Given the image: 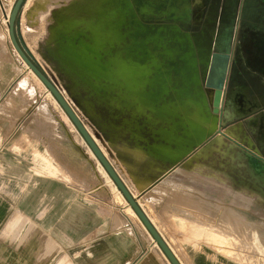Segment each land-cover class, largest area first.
<instances>
[{
	"label": "crops",
	"instance_id": "0c3cea01",
	"mask_svg": "<svg viewBox=\"0 0 264 264\" xmlns=\"http://www.w3.org/2000/svg\"><path fill=\"white\" fill-rule=\"evenodd\" d=\"M2 16L0 11V264H171L140 219L131 215L134 210L125 198L119 202L111 192L99 195L93 179L98 167L84 149L83 137L74 135L64 119L51 118L54 105L33 102V78L19 63ZM230 96L233 113L260 100L242 82ZM234 125L244 126L242 121ZM227 129L218 128L213 137L223 135L235 146L242 179L209 165L204 157L209 145L177 162L166 153L134 154L122 148L125 173L116 171L181 264L253 262L251 251L237 260L230 249L205 242L225 244L237 237L221 225L217 231L210 228L226 223L214 209L227 204L210 199V176L218 182L228 176L235 190L264 194V180L257 179L246 156L254 148ZM102 184H107L104 177Z\"/></svg>",
	"mask_w": 264,
	"mask_h": 264
},
{
	"label": "rangeland",
	"instance_id": "374dc122",
	"mask_svg": "<svg viewBox=\"0 0 264 264\" xmlns=\"http://www.w3.org/2000/svg\"><path fill=\"white\" fill-rule=\"evenodd\" d=\"M16 1L0 0L4 23H8ZM162 1L26 0L18 18V38L26 44L40 68L57 85L121 175L125 173L126 166L122 151L124 147L134 154L166 153L176 158L177 162L200 144L206 134L219 128V118L206 106V101L212 99V93H204L218 11L209 19L214 26L195 36V41V37H182L174 29H149L152 25L164 24V21L155 14L141 16L138 12L151 10L169 17H177L179 11L186 14L187 10L181 8L186 0ZM174 7L176 11H172ZM138 19L148 28L135 22ZM169 23L179 24L178 21ZM180 29L185 32L187 30L182 26ZM196 48L200 53L202 72L194 64L197 59ZM84 50L91 56L94 54L93 58L96 55L98 64L104 66L106 74H97L96 68L82 60L81 53H85ZM18 57L19 63L33 78V102L54 105L56 112L50 113L51 118L64 119L72 133L81 136L43 82ZM227 133L248 141L241 126L234 125ZM214 138H207L200 147L209 145L204 154L209 165L219 166L232 177L242 179L235 167V157L238 156L235 146L228 145L223 135ZM81 143L97 164L98 175H94L93 179L99 184L95 185L98 193L102 191V195H99L105 197L107 192H111L117 201H124L117 185L83 138ZM101 177L106 179V186L101 185ZM258 178L264 180V172ZM219 181L213 176L209 177L210 199L225 200L227 204L216 207L214 214L220 211L226 223H214L210 228L217 231L221 225L227 232L234 231L237 237L219 245L211 240L205 242L217 248L230 249L228 254L237 257V260L241 259V255L253 252V262L246 258L242 261L247 264H264V194L261 191L246 194L235 190L228 176L225 181ZM219 187L222 192L218 190ZM231 204L241 205L238 210L242 213ZM148 209L156 220L154 209ZM130 213L138 217L131 210ZM171 242L175 244V241ZM173 246L176 248V245ZM253 249H257L258 255Z\"/></svg>",
	"mask_w": 264,
	"mask_h": 264
},
{
	"label": "water",
	"instance_id": "95a60500",
	"mask_svg": "<svg viewBox=\"0 0 264 264\" xmlns=\"http://www.w3.org/2000/svg\"><path fill=\"white\" fill-rule=\"evenodd\" d=\"M25 1L26 0L16 1L15 6L11 11L8 19L10 40L13 47L15 48V50L17 51L18 55L23 60V62L28 66V68H30L36 74V76L43 82L46 88L51 92L53 97L57 100L63 111L66 113V115L69 117L71 122L74 124L80 135L83 137L84 141L87 143L91 151L94 153L95 157L99 160V162L104 167L108 175L117 185L118 189L123 194L128 204L132 207L136 215L139 217L141 222L144 224L148 232L153 237L154 241L164 252V254L169 259L171 264H181L178 261V259L175 257L174 253L172 252L171 248L168 246L166 241L162 238L160 233L154 227V225L152 224V222L150 221L149 217L146 215L144 210L140 207L135 197L131 194V192L129 191V189L121 179L120 175L116 171L113 164L109 161V159L107 158L101 147L98 145V143L93 138V136L89 133V131L87 130V128L85 127V125L83 124V122L81 121L75 110L73 109V107L69 104L65 96L60 91V89L52 81V79L33 62V60L28 54L29 50L25 45L21 44L17 35L16 28H17L19 15L21 13ZM162 2L166 3L168 2V0H163ZM162 2H160V4ZM149 3L155 4L153 2H149ZM239 4H240V0H227V3L224 4L223 11H226L227 16L230 17V20L229 22H227L226 27H224L223 29L220 45L219 46L217 44L215 45V55L211 65V73L216 68L215 67L217 66L216 64L220 66V69L214 78H212L210 75L207 77V80L204 81V87H205L204 93L208 95V90L210 89L214 90L212 94L213 99L210 102L207 100L206 106L208 109H210V111L214 116H217L219 118L218 121L219 130L222 131L224 126H228V129H231L236 121L243 122L244 124L243 130L246 133L248 143L250 144L249 146L253 147L255 150L251 152L247 151L246 156L248 157L252 167H254V170L259 175L260 173L264 172V105H256L255 107L253 106V104L247 105L244 111L236 110L235 111L236 114H235L231 110L232 101H231V96L227 89L228 69H229L231 54L233 50V39L235 33L237 12L239 10ZM181 8L187 10L186 14L183 13L184 11L183 12L179 11L177 17H169L164 13L153 12L151 10L146 11L145 13H141V12L138 13L141 16L155 14L157 18H160L164 21V24L152 25V27H149V29L157 28V27L160 28L166 27L169 29H174L177 32L181 33L182 37L184 36L190 37L188 34L183 33L177 24L169 23V21L183 22L189 17V11H190L189 0H186L185 3L181 5ZM135 22H140V24L147 27L140 19H138ZM195 41H196V37H195ZM166 50H168V48L165 49V51ZM196 50L197 53L195 54V56H197V59L194 60V64L197 65L202 72V64L200 63V53L197 48ZM256 127L258 130L255 129ZM213 134L214 131L207 134V138L212 137ZM207 138L204 136V140L192 150L204 144Z\"/></svg>",
	"mask_w": 264,
	"mask_h": 264
},
{
	"label": "flooded vegetation",
	"instance_id": "af4514ba",
	"mask_svg": "<svg viewBox=\"0 0 264 264\" xmlns=\"http://www.w3.org/2000/svg\"><path fill=\"white\" fill-rule=\"evenodd\" d=\"M190 3L193 5L190 6ZM222 5V0H189V17L177 25L186 27V32H182L191 38L201 35L214 26L209 21L210 16L215 15L216 11L219 14ZM238 82L258 94L260 100L253 103L254 107L264 105V0H240L228 69L229 94Z\"/></svg>",
	"mask_w": 264,
	"mask_h": 264
},
{
	"label": "bare ground",
	"instance_id": "6f19581e",
	"mask_svg": "<svg viewBox=\"0 0 264 264\" xmlns=\"http://www.w3.org/2000/svg\"><path fill=\"white\" fill-rule=\"evenodd\" d=\"M137 1V0H136ZM139 3H140V1H139ZM225 3H227V0H222V6H221V8H220V11H219V14H218V20H217V25H216V32H215V35H214V39H213V50H212V55H211V61H210V66H209V69H208V73H207V75H206V79H205V81L207 80V77L208 76H210L211 75V77L212 78H214L215 76H216V74L218 73V71H219V69H220V66L218 65V64H216L217 66H215L216 68L213 70V72L211 73V65H212V62H213V60H214V55H215V45L217 44L218 46L220 45V43H221V39H222V33H223V29H224V27H226V24H227V22H229V20H230V17L229 16H227V13H226V11H223V7H224V4ZM149 4H151V3H149ZM139 5V4H138ZM141 5H139V7H140ZM143 7V6H142ZM162 8V7H161ZM160 8V9H161ZM140 9H142V8H140ZM147 9V8H146ZM149 9V8H148ZM167 9V8H166ZM172 11H176V7H174L173 9H172ZM225 17V18H224ZM86 48H87V45H86ZM81 49V48H80ZM89 49V48H88ZM96 50V49H95ZM95 50H94V53H95ZM93 51V50H92ZM81 52H83V51H81ZM84 52H85V50H84ZM87 52V51H86ZM81 53V57H82V60L83 61H85L89 66H92V67H94V68H96V70H97V74H102V73H107V71H106V69L104 68V66L102 65V66H100L99 64H98V60H97V57H96V55L94 56V58L96 57V61L94 60V58L91 56V55H89V54H87V53ZM88 53H90V52H88ZM97 53V52H96ZM95 53V54H96ZM91 54V53H90ZM100 61V60H99ZM100 64H102V62L100 63ZM110 65V64H109ZM121 66V65H120ZM124 66V65H123ZM122 66V67H123ZM120 68V67H119ZM30 69V68H29ZM31 70V69H30ZM116 70V69H115ZM123 70V69H122ZM121 70V71H122ZM120 71V70H119ZM125 71V70H124ZM110 72V71H109ZM126 73V72H125ZM122 74V73H121ZM124 74V73H123ZM36 75V74H35ZM110 75V74H109ZM213 91L214 90H208V92H211L212 94H213ZM51 93V92H50ZM235 97V96H234ZM212 99H213V95H212ZM212 99H211V101H212ZM57 101V100H56ZM233 101V100H232ZM238 108V107H237ZM86 127V126H85ZM88 130V129H87ZM89 131V130H88ZM90 133V132H89ZM91 134V133H90ZM165 149H167L168 151H171L170 150V148H165ZM175 156V155H174ZM104 168V167H103ZM108 174V173H107ZM110 177V176H109ZM111 178V177H110ZM113 181V180H112ZM114 182V181H113ZM117 187V186H116ZM120 191V190H119ZM123 195V194H122ZM131 207V206H130ZM132 208V207H131ZM212 239V238H211ZM213 240V239H212ZM219 240V239H218ZM220 240L222 241V239L220 238ZM224 241V240H223ZM217 241H215V243H216ZM226 243V242H225ZM218 244V243H217ZM214 245V244H213ZM219 245V244H218ZM223 246V245H222ZM219 247V246H218ZM228 247V246H227Z\"/></svg>",
	"mask_w": 264,
	"mask_h": 264
},
{
	"label": "trees",
	"instance_id": "16d2710c",
	"mask_svg": "<svg viewBox=\"0 0 264 264\" xmlns=\"http://www.w3.org/2000/svg\"><path fill=\"white\" fill-rule=\"evenodd\" d=\"M20 40V39H19ZM20 42H21V44H23V45H25V43L24 42H22L21 40H20ZM28 54H29V56L31 57V59L33 60V62L40 68V66L38 65V63L35 61V59L33 58V56L31 55V53L28 51ZM41 69V68H40Z\"/></svg>",
	"mask_w": 264,
	"mask_h": 264
},
{
	"label": "built area",
	"instance_id": "2783aa9c",
	"mask_svg": "<svg viewBox=\"0 0 264 264\" xmlns=\"http://www.w3.org/2000/svg\"><path fill=\"white\" fill-rule=\"evenodd\" d=\"M8 21V20H7Z\"/></svg>",
	"mask_w": 264,
	"mask_h": 264
}]
</instances>
